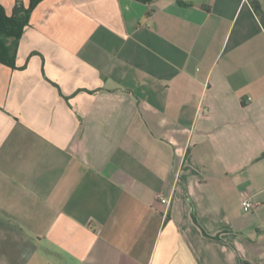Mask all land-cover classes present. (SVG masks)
Segmentation results:
<instances>
[{
    "label": "crops",
    "instance_id": "crops-1",
    "mask_svg": "<svg viewBox=\"0 0 264 264\" xmlns=\"http://www.w3.org/2000/svg\"><path fill=\"white\" fill-rule=\"evenodd\" d=\"M16 65L0 264H264V0H43Z\"/></svg>",
    "mask_w": 264,
    "mask_h": 264
},
{
    "label": "trees",
    "instance_id": "trees-1",
    "mask_svg": "<svg viewBox=\"0 0 264 264\" xmlns=\"http://www.w3.org/2000/svg\"><path fill=\"white\" fill-rule=\"evenodd\" d=\"M43 0H30L29 6L22 1H17L12 15L6 13L3 5L0 4V62L12 69H17L16 59L19 42L30 25V19L35 8ZM150 2L151 0H137Z\"/></svg>",
    "mask_w": 264,
    "mask_h": 264
},
{
    "label": "built area",
    "instance_id": "built-area-1",
    "mask_svg": "<svg viewBox=\"0 0 264 264\" xmlns=\"http://www.w3.org/2000/svg\"><path fill=\"white\" fill-rule=\"evenodd\" d=\"M160 199H161L163 204H167V205L170 204V200L166 199L165 197L160 196ZM242 205H243L244 209H247V210H250L254 207L250 198L246 197V196L243 198Z\"/></svg>",
    "mask_w": 264,
    "mask_h": 264
}]
</instances>
